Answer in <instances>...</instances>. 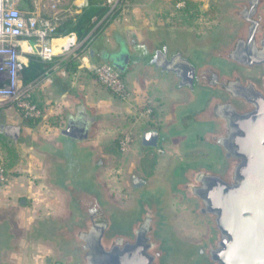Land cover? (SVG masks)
I'll list each match as a JSON object with an SVG mask.
<instances>
[{
    "label": "water",
    "instance_id": "1",
    "mask_svg": "<svg viewBox=\"0 0 264 264\" xmlns=\"http://www.w3.org/2000/svg\"><path fill=\"white\" fill-rule=\"evenodd\" d=\"M205 1L220 8L223 29L153 51L150 65L175 77L188 99L173 105L162 129L141 135L143 147L174 140L178 153L202 149L205 159H176L158 184L134 177L132 205L121 208L99 177L102 160L83 144L85 124L69 121L55 142L38 145L53 158L47 183L64 198V213L39 220L34 233L68 264H264V0ZM2 128L19 140L20 126ZM170 195L207 227L190 249L170 232ZM14 228L11 212L0 215V264Z\"/></svg>",
    "mask_w": 264,
    "mask_h": 264
},
{
    "label": "rangeland",
    "instance_id": "2",
    "mask_svg": "<svg viewBox=\"0 0 264 264\" xmlns=\"http://www.w3.org/2000/svg\"><path fill=\"white\" fill-rule=\"evenodd\" d=\"M174 1L127 0L124 8L125 11L127 8L130 9V12L124 17L133 22L136 28H141L137 27V22L140 21L145 29L170 30L171 28H179V31L174 32L177 34L174 40L179 43H182L184 37L200 42L214 39L223 29L224 21L220 19V8L205 0H192L200 5V11L194 19L181 25L175 23L172 19ZM212 6L217 7V10L212 12ZM133 8L136 11L131 10ZM135 12L137 14H134ZM120 21L123 23L124 20L121 19ZM169 84L149 86L148 96L152 100L158 99L153 106L152 114H155V118L161 119L153 123L146 120L148 116L151 118L153 115H146L147 113L144 115L145 110L142 108H139V115L127 114L121 101L117 100L106 87L100 85V92L109 101V112L105 114L104 119L107 124L105 135L110 140L105 142L101 148L94 140L93 149L97 152L95 160H102L99 169L107 185V194L110 200L121 208H129L132 205L136 193L131 185L134 177H139L147 185L158 184L166 178L170 166L176 159L182 158L191 161L205 159L208 156L207 152L202 149L176 155L163 146L143 147L141 145V135L146 129L151 127L162 129L167 124L161 106L165 102L167 104L165 99L171 91ZM172 94L174 98L168 102L166 109L170 108L172 104L186 102L188 99L187 91L184 93L173 92ZM3 109L4 107L0 108V124H6L10 121L17 122L21 125L22 132L17 142L0 132V162L5 165L9 160L5 145L16 150L18 154L17 165L8 170L9 177L16 174L29 178L31 184L45 196V190L50 188L47 183V176L48 166L53 158L39 151L37 145L44 141L46 136L38 126L28 130L22 119L6 116ZM12 109L17 113L15 107ZM95 135L96 132H93V136ZM125 135L130 137L127 145L123 149L120 145L116 147L114 142ZM107 145L117 151L114 157H102L99 153ZM33 160L36 164L38 163L37 166H33ZM50 191L48 192L49 195L43 196V199L49 204H56L57 198H60V212L51 207L38 208L34 205L35 197L31 194L15 199L10 205H0L1 216L6 212H11L12 220L15 223L14 230L17 234L12 241L11 250L5 254L6 264H68L69 260L60 259L56 250L36 237L34 233V228L39 220L46 217L58 219L64 213V208H62L64 206L63 197L56 190ZM21 199L24 200V203H21ZM166 206L170 218V232L182 248L190 249L206 237L207 227L205 223L192 214L191 209L181 202L179 196L170 195Z\"/></svg>",
    "mask_w": 264,
    "mask_h": 264
},
{
    "label": "crops",
    "instance_id": "3",
    "mask_svg": "<svg viewBox=\"0 0 264 264\" xmlns=\"http://www.w3.org/2000/svg\"><path fill=\"white\" fill-rule=\"evenodd\" d=\"M89 2L90 0H57L55 9H53L52 0H31L33 5L32 10L28 9L23 0H15V5L20 10L36 12L42 17H50L54 12H57L61 17L58 24L60 25L65 19H75L76 16L88 7ZM126 2L127 0L125 4ZM179 3L182 2H178L177 4ZM131 10L136 11L135 8ZM129 12L130 9L127 8L125 11V8H123V10L118 11L114 18H110V22L102 31H91L88 35L89 42L86 49L78 51L79 58H75L70 54L64 57H56L52 61H43V71L37 79L28 84L31 87L32 100L42 110V117L40 119H26L19 110H16L17 113L14 112L12 109L14 107L12 106L3 109L6 113L5 115L13 117V119H22L23 124L28 127V130L35 126L40 127L46 136L44 141L47 142H55L60 136V129L65 127L69 121L75 124L83 123L87 130V138L83 141V144L94 148L93 142L95 140L101 148L105 142L110 140L105 135L107 124L104 119L105 114L109 112V101L100 92L101 84L91 71V67L107 62L121 73L131 92V98L128 102L121 101L126 113L136 116L140 113L139 108H142L145 110L144 115L146 113V115H153L151 118H149L150 116L146 118L148 122L153 123L156 120H161L160 118H155V114H152L153 106L157 103L158 99L152 100L148 96L149 86L170 83L171 91L165 99V101L167 100V104L173 100V92L184 93L186 90L177 89L171 85V74L155 70L150 71L141 65L138 60L139 56L147 59L151 56L153 50L151 53L149 51L147 53V49L153 48L157 50L160 46L167 43L172 50L174 44L182 45V43L174 40L177 36L174 32L179 31V28H171L170 30L145 29L141 21L137 22V27L141 28H136L133 22L124 17ZM134 14L137 13L135 12ZM121 19L124 20L123 23H121ZM21 47L24 51L30 48L34 49V42L32 40L21 41ZM29 55L31 54L25 53L22 57L25 66L28 63ZM124 55H127L125 61L123 59ZM115 63L119 64L123 70H119L115 66ZM167 104L165 102L161 108L163 109V117L168 122L174 104L169 105V110L166 109ZM29 120L37 122L31 126L28 124ZM0 125H18L21 127L20 124L14 121ZM148 129H152V127ZM93 132H96L95 136H93ZM107 146H104L99 153L102 157H114L116 154L109 152ZM32 164L33 166L38 165L34 160ZM99 177L105 189H107L100 169ZM47 190H45V196L49 195L48 192H51L50 190L56 189L50 187ZM27 194L35 197L33 203L38 208L51 207L60 212V198H57L56 204H49V202L43 199L45 197L44 194L31 184L29 178L17 176L16 174L8 177V181L4 185H0V205H10L15 199Z\"/></svg>",
    "mask_w": 264,
    "mask_h": 264
},
{
    "label": "built area",
    "instance_id": "4",
    "mask_svg": "<svg viewBox=\"0 0 264 264\" xmlns=\"http://www.w3.org/2000/svg\"><path fill=\"white\" fill-rule=\"evenodd\" d=\"M126 0H107L110 7L105 17H111L113 11L123 10ZM57 0H52L55 9ZM178 7L182 3L177 4ZM60 16L54 12L50 17H42L36 12L20 10L15 0H0V108L15 107L26 119H40L41 108L32 100L30 85L23 86L20 76L25 66L22 57L25 53L35 55L42 61H52L56 57L73 55L79 58L81 49H86L89 37L77 40L74 34L49 37L59 24ZM108 18V19H109ZM34 42V49L24 51L21 41ZM91 71L101 85L123 102H128L131 92L121 73L110 63L103 62L91 67ZM128 135L119 139L123 149L129 142ZM9 172L0 163V185L8 181Z\"/></svg>",
    "mask_w": 264,
    "mask_h": 264
},
{
    "label": "trees",
    "instance_id": "5",
    "mask_svg": "<svg viewBox=\"0 0 264 264\" xmlns=\"http://www.w3.org/2000/svg\"><path fill=\"white\" fill-rule=\"evenodd\" d=\"M23 1L29 10L33 9L31 0ZM178 2H182V6L177 7L176 5ZM214 6L211 7L212 12L217 10V7ZM109 10L110 7L107 4V0H90L88 7L84 9L81 14L76 16L75 19H65L60 25L55 27L52 33H50L49 37L52 38L74 34L77 40H84L85 38H88V35L91 31H102L110 22V18H114L119 11H113L110 18L105 17ZM173 11V21L181 25L190 22L192 19H194V17H196V15H198V12L200 11V5L199 3L192 0H175L173 2ZM42 65L43 61L39 57L35 55H29L28 63L21 71V84L26 86L30 82L37 79L40 73L43 71ZM36 122L37 121L29 120L28 124L33 126ZM114 144L117 147V145H119V140H116ZM5 148L8 152L9 160L7 163H5V165H3L7 170H9L16 165L18 161V154L12 147L5 145ZM107 150L114 154L117 153V151L110 147V145L107 146Z\"/></svg>",
    "mask_w": 264,
    "mask_h": 264
},
{
    "label": "flooded vegetation",
    "instance_id": "6",
    "mask_svg": "<svg viewBox=\"0 0 264 264\" xmlns=\"http://www.w3.org/2000/svg\"><path fill=\"white\" fill-rule=\"evenodd\" d=\"M191 41L192 40L189 37H184L183 41H182V45H179V46H185L186 44L190 43ZM175 46H178V45L174 44L173 45V49L175 48ZM152 50L155 51V49H153V48L147 49V53H148V51L151 53ZM153 55H154V53L152 52L151 56H149L148 59L147 58H142L141 56H139V60L138 61L141 63V65H143L146 69H148L150 71H154L155 70V71L161 72L159 68H155L154 66L150 65V61L149 60L153 57ZM161 73H163V72H161ZM170 76H171V79H170L171 85L174 86L175 88L179 89L180 87L178 86V80L175 77H173L172 75H170ZM0 132H2L4 134V129L3 128L0 129ZM175 143L176 142L174 140H172L170 142H167V143H165L163 145H159V146H163L166 149H169L170 151H172L174 154L179 155L180 153L175 151L174 148H173L175 146Z\"/></svg>",
    "mask_w": 264,
    "mask_h": 264
}]
</instances>
